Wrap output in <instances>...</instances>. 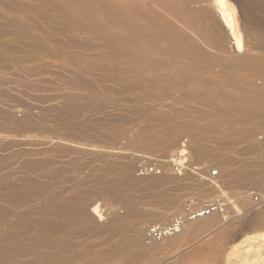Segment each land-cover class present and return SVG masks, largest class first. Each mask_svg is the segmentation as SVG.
<instances>
[{
	"label": "rangeland",
	"instance_id": "374dc122",
	"mask_svg": "<svg viewBox=\"0 0 264 264\" xmlns=\"http://www.w3.org/2000/svg\"><path fill=\"white\" fill-rule=\"evenodd\" d=\"M161 1L165 2L166 0H158V2ZM13 2H15V5ZM35 2L36 0H0V6H2L0 7V38H2L0 39V206L1 208H3L1 213L4 212V209L6 207L7 209H9L7 212L5 211V213H7L6 215L4 213H0V216H2L0 218V264H189L186 262H189L190 260L191 264H203L204 262V264H207L208 261L210 262H208V264H225V262L223 261L225 260V255L228 253V250L232 248V245L239 242L238 239L242 240V237L245 234H243L242 236H238V239H236L237 241L232 240L234 239L233 236L236 235V233L241 234L240 229H248L247 227L249 225L246 222L247 218L253 216L252 211L254 209L261 207V204H255L253 203V201H251L250 192L260 190L264 186V182L244 185L241 184V182L243 181V177L240 176V174L241 172L248 170L247 168H249L250 170H255L256 168L257 170L259 168L258 166L262 165L260 163H264V148H259L261 143H264V134L262 133V131L264 132V130H262L264 129V126L261 127L259 123H254L252 121H242L237 117H234V115H232L231 113V115L229 114V116H225L222 115L220 111H218L223 106V101L220 102V100L218 99L215 101L214 99L216 98L211 97L210 92L215 93V90L219 89V87L216 86L224 85L223 81H220L222 84L215 83V85L214 83L204 85V83L202 82L208 79L210 76L214 75L220 69V65H211L197 72L193 76L194 78L192 80V83L188 85V87H190L194 84L196 85L194 86L196 88H194V90L191 89L193 87H190V91L188 90L189 88L186 89L185 86L177 84V82L175 81V77L172 76V69L168 65L169 60H166L163 67L156 70V74L158 75V83L156 85H151L150 83H140L136 81L135 77H126V79L122 74L125 64H121L119 66L120 63L124 62L123 59L115 60L117 63H119L118 65L115 61L114 63H112L114 58L118 59V57L120 58L122 56H120L121 54L119 55L118 50L115 51L114 49H112L108 38L103 33H100L98 30L85 27L84 25L82 26L78 22H72V24L70 21L63 20L62 17V19L60 17L56 19V16H61L59 12V0H47V2L46 0H38V2ZM229 2L230 5L234 8L233 17L235 18V26L240 33L243 47H245V43H250L252 40L250 34L248 33V26L251 24V21L246 16V13H244L242 7L238 4L239 0H229ZM173 3L175 7L172 9H167L166 13L171 20L177 22L183 30L188 32H192L195 30V26L190 25L185 20L186 14L190 12L194 6L197 5L215 12L213 0H196L192 5H184L183 3L177 1H174ZM2 4L4 5V7ZM8 4H10L11 6H8ZM36 5H39V7ZM15 7L18 8L14 9ZM23 8L26 10H24ZM33 8L35 10L31 11L30 9ZM42 8L45 10H43ZM55 8L57 9L56 12H54ZM35 13L38 15H36ZM39 14L41 15L40 17H38ZM2 15L4 16V19ZM52 15L54 16L52 17ZM14 16L17 18L15 19ZM44 16L50 17V20L55 17L54 20L57 21L56 24L55 21L53 22V19L51 20L53 23H49V19L45 18ZM193 17L196 20L199 19L198 14H195ZM8 20L10 21L8 22ZM255 20L259 21L257 18H255ZM29 22H31V25ZM35 22L38 24V27H40V29L42 28L41 31L38 30L39 28L36 27L37 24ZM11 23L12 26L14 24L13 27L15 28V30L13 29V27H11ZM64 23L66 24V26H70H67L68 28H66V26H64ZM77 24H79L78 26L80 27H78ZM29 25H34L32 27H34L33 29L37 31V34ZM73 25L76 26L74 27ZM15 26L19 27L17 28ZM27 26H29L31 30L28 29ZM58 26L59 30L61 29V31L57 30ZM61 26L62 28H60ZM26 27L27 29H25ZM22 28L24 29V31ZM52 28L53 30L57 28V33L53 31ZM25 30H27L29 34H27L28 36H26L27 32ZM38 31L41 33H39ZM13 32L18 33L14 34ZM20 32L24 34H21L20 36ZM33 32L35 36L38 35L39 37H29L34 36L32 34ZM16 34H18V36ZM92 34L95 35V38ZM96 34H98L99 36H96ZM101 34L106 38L104 36L101 37ZM26 37H29V40H25ZM31 38L35 39L30 40ZM40 38L46 39L44 41L41 39L40 41ZM91 38H94L92 41H94L95 43L89 41L91 40ZM227 38L226 41L228 42ZM14 39L16 40V42ZM48 39L50 42L48 41ZM5 40L9 41L6 42ZM21 40L24 41L21 42ZM25 41L27 43H25ZM29 41L32 43V46ZM42 41L44 45L41 43ZM88 41L89 43H87ZM103 41L106 43H104ZM8 43H11V46H8ZM23 43L30 45L22 47ZM40 43L41 45H39ZM49 44H51V46H48ZM99 44L101 45L99 46ZM12 45L15 46L13 47ZM95 45H98L97 47L100 48L97 49ZM29 46L33 48H29ZM230 46L231 45L229 43L222 51L218 50L214 52L223 55H226L229 52L234 53L233 50L235 49V46L233 45V49ZM50 47H52V51L50 50ZM6 48H8L7 50L9 51L5 53V51H7ZM19 48L21 49L23 54H21ZM15 49L17 51H15ZM29 49H34L36 50V52L34 50L29 52ZM47 50L51 51V54ZM100 50H103L102 54ZM13 51L16 53H14ZM108 51H110L109 54L107 53ZM113 52H116V54ZM31 53H33L34 56ZM112 53L117 57H115V55L113 57ZM241 53L242 50L240 52H236L235 59H238V55ZM7 54H9L8 56L10 57H8ZM89 54H91L92 57L91 55L89 57ZM21 55L23 56V58L21 57ZM257 55L264 54L257 53ZM15 56H17V58L19 56V58L17 59L15 58ZM76 56L78 57L77 59H79L78 62L75 61L77 60L75 59ZM93 56L96 58H93ZM30 57H33L34 59H30ZM10 58H13L14 61L17 60L18 62H13V59ZM20 58H22L23 60ZM102 58L104 59L103 61ZM139 58L140 54L138 53H132L130 56V59L132 61H137ZM8 59L10 60L8 61ZM19 60L21 61L19 62ZM26 61L27 63H25ZM90 61H93V66L91 65L92 63H90ZM104 61H106V63ZM87 62L89 63L87 64ZM94 63H96L95 65H97L98 63H105L106 65L100 64L96 67ZM86 64L89 66L91 65L90 68L95 66L94 68H91L92 72ZM113 64H115L116 66ZM104 65L106 66V68ZM100 66H103L104 68L102 67L103 69H100ZM101 70L102 72L103 70L105 72L102 73L100 72ZM106 71H109L110 74L108 72L106 73ZM94 72H96V76ZM104 73L105 75H102ZM82 77L83 81L87 82L83 83L85 87L87 86V88H83L84 85L82 86ZM91 77H93L92 79L97 78L96 80H94L96 81L95 84H93L94 81L92 79L90 80ZM119 78L121 80H119ZM200 82L202 84H200ZM123 83L126 85H124ZM255 83L260 84V79L256 78ZM113 84H115L119 90ZM123 85L125 86V89L122 87ZM211 85H213V87ZM90 86H97V93L95 97L96 100L94 99L93 103H95L96 106L101 104V106L99 105L100 107H93V100L89 101L87 99L89 98L87 96V89ZM114 87L115 89H117V91L114 89ZM202 87L206 88L205 90L207 94L206 92H204L205 90ZM209 87L211 91L209 90L208 93L207 90L209 89ZM226 87L231 91V87H229L228 85ZM98 88H100V90ZM192 90L194 93L192 92ZM86 91L87 93H85ZM108 91L111 92L110 95ZM100 92H104L105 96H101L104 93L101 94ZM190 92L193 94H191ZM186 93L188 95H186ZM85 94L86 96L84 97V99L87 97L86 99L89 102H86H91V105L84 102V99H81L83 98V96L81 95ZM107 94L110 98L106 96ZM197 94H201L200 97L197 96ZM69 95L73 97V101L68 100ZM77 95H80L81 98L77 97ZM202 95H204V97ZM211 95L213 96V94ZM98 97H100V99ZM102 97H107L106 99L112 101H109L110 103H107L108 100L105 101L104 98L102 101L103 103H98L100 102V100H102ZM77 99L79 101L82 100L79 104L83 105L84 108L80 111L79 109L82 108L80 107L78 109L79 112L77 111L78 113H76V111L71 112L70 109L74 110V108H72L73 106H70L71 104L73 105L74 103L79 102ZM67 103L71 104L68 105ZM105 103L106 105H103ZM85 104L86 106H84ZM95 107L98 109L94 110L96 109ZM132 107H134L135 109ZM143 107L145 108V110ZM136 108L138 112L133 111L136 110ZM65 109H67V112ZM126 110L130 111L131 113L127 112ZM172 111L174 112V114L172 113ZM156 115H158L159 117H156ZM221 115L223 116V119L221 118ZM120 117H123V119H121ZM18 118H21L22 120H19ZM159 118H162V121ZM164 119L168 121L166 122L164 121ZM156 120L158 121L157 124ZM95 122L99 123V125ZM100 125L101 127H99ZM164 128L166 129L164 130ZM171 128L172 130L175 128L174 130L176 131V133L179 132L178 135L174 133L175 131L172 132V135L174 133V135L176 136L175 140H179L178 142H174L176 143V146L173 145L174 147L168 140L169 134L166 133L169 132ZM178 128L179 131L177 132ZM98 130L100 133L98 132ZM123 130L125 131V133ZM93 132L97 133L94 134ZM98 133L100 135H98ZM104 133H106L107 135H105ZM138 133H142L141 135H147L144 136L145 138H142V136H140ZM163 133L166 135H163ZM158 134H160L161 136ZM101 135L107 138H103ZM261 135L262 137H260ZM110 136L114 137L111 138ZM137 136L139 137V139ZM162 136L168 139L166 140ZM128 137H131V140H129V142H127ZM96 138H99V141L97 143H102H99V145H97V143H95V140H97ZM132 138H135V141L136 139H138L139 142H132V145H130V141H134ZM147 138H150L152 141ZM105 139L111 140L112 143H110L109 141L105 142L107 141ZM113 141H115V144L113 143ZM127 143H129L130 148H126L129 147ZM169 143L171 144L169 145L170 148L167 145ZM124 144L126 145V147L124 146ZM113 145H116L117 148H113ZM90 146L91 148H89ZM96 146L98 147L96 148ZM102 147L105 151L108 149L110 150L106 152L111 153L115 151L114 153H118V155H115L114 157L111 156L113 155V153H106L107 157H105L104 150H100ZM63 148L66 149L64 150ZM67 148L68 150H70L68 151ZM75 148L77 149V151L80 150L79 148H83L84 150L82 149L80 152H76ZM182 148L185 149V152L181 154L180 152H178V150ZM118 149L122 150V152ZM89 150L91 151L89 152ZM93 150L95 151V153L92 152ZM133 151H135V154H133ZM119 152L121 154L125 152L126 153L125 155L123 154V156ZM132 154L136 156H134L135 159ZM119 155L120 158L118 157ZM121 156L125 159H121ZM85 158L89 160H86ZM127 158L129 159V161ZM91 159L92 161H95V159L97 160L95 162L93 161L94 164H92ZM32 161L35 166H33ZM104 161L105 163H110L104 164ZM119 161L123 162L120 163ZM130 161L132 164L130 163ZM133 161L137 165V167L136 165L135 167L133 166L135 169L132 168V165L134 164ZM178 161L180 163H178ZM89 162H91V164ZM120 164H122V167H120ZM129 164H131L130 167ZM178 164H180V166ZM247 165L251 166L247 167ZM36 166L37 168H35ZM99 166H102V168H100ZM110 166L113 167L111 168ZM104 168L106 171L104 170ZM129 170H132L133 172L135 170L137 171H135L136 173H133ZM29 171H31V174ZM65 171H67V173ZM103 171H105L107 175ZM215 171L218 173L213 174ZM127 173H131L132 175L130 174V177H134L135 180L132 177V179L128 178ZM225 173L227 174V176H224ZM54 175H56V177H53ZM62 175L63 177L64 175H66V177L68 176L69 178H63ZM114 175L117 176L114 177ZM135 175L138 177H136ZM146 175L147 177L150 176L147 180H145ZM162 175L164 178L161 177ZM26 176H28V178ZM124 176H127V179L131 184L126 180V177ZM140 176L144 181H141V179L138 180ZM153 176H156L158 179L156 177L153 178ZM228 176L229 178H225ZM25 177L27 179H29V177L33 179L35 178L36 180L38 178L41 183L43 182L45 184V186L42 184L43 190L40 189V191L38 190L39 192L37 190L36 192L35 190L30 191L32 192L30 194L28 191V193L23 192L21 193V195L16 197V199L18 198V200H16L15 198V200L10 199L9 197L12 193L11 191L21 192L20 190L26 189L25 185L27 184V179ZM186 177L189 180L191 179L190 182L186 180ZM24 178L26 179V182H24ZM173 178L176 179L173 180ZM197 178L201 179L202 183L203 179H206V182L209 179L213 180L212 182H209L210 184L207 182V185H201V187L204 188L202 191L203 193H205L204 195H201L203 194L201 192V187V189L199 190V183L201 182H198L199 180ZM63 179H65V181ZM110 179H112V181ZM62 180L64 183L62 182ZM196 180L197 182H195ZM103 181H106V183ZM118 181L120 182L118 183ZM158 181H161V183H158ZM176 181L180 186L177 185ZM214 181L215 184L220 185V188L215 189L213 192H211L212 189L210 191V185ZM147 182L151 183L148 184ZM184 182L186 185L184 184ZM104 183L107 185H103ZM108 183H116L117 186L115 188L112 184L110 186ZM188 185H190L191 187ZM106 189L110 190L106 191ZM181 189L183 191H181ZM195 189L198 190L195 191ZM205 189L209 190H206V192H204ZM117 190L121 193H119ZM192 190L195 192H193ZM198 191L200 192L198 193ZM23 194L25 195V197H23ZM246 194L249 196L248 199L244 201L243 198L246 197ZM170 195L175 197L171 199ZM195 198L199 200V204L196 206L192 204ZM171 202H173L174 204L170 205ZM61 204H63L65 207ZM83 204H85L86 207ZM90 204L96 206L97 211L95 213H92L94 217L87 214L86 217L89 218V220H87V218H83L82 216H80V212H82L83 209L88 211V208H90ZM212 205H215L216 208L210 210L208 214H204L192 219L187 218L186 220H184L183 226L187 223H190V225L195 227V232L193 233L192 237L189 236L188 238H186L188 240L186 244V240H183L184 242H181L180 245L183 244L182 246H172L171 242L174 239L173 237V239H159L156 240V242L153 241L152 244L148 245V241L150 239L148 238L146 233L149 229V225L147 224L144 227L145 229L143 228L140 230H136L135 227L138 216L142 217V219L144 217L143 220L145 221V223L154 222L156 220V216L158 214H162L169 206H175V208L170 210L163 220H156L154 224L165 225L170 222L175 216L182 215L184 213V209L188 207H190V210L195 211L198 207H205L206 209L207 207H210ZM79 206L82 209H80ZM51 209L53 211L56 210L57 212L54 211L55 213H49L53 212L51 211ZM77 209H79V215L76 214V211L78 213ZM258 209H264V207ZM153 214L156 216L154 217ZM145 217L147 219H145ZM207 217H212L217 220V225H215V227L212 226L209 227V229H205L208 227H203V222ZM239 218H242L244 220ZM47 219L56 221L57 227L54 229L53 227L44 225L43 221ZM113 219H115V225L112 222ZM111 222L113 225L109 224ZM60 223L62 224V226H60ZM97 225L101 230H99L97 227V232H95ZM103 225L104 227H102ZM108 226L111 228H109ZM91 227L95 228L94 233ZM238 227H240V229ZM234 228L236 229L234 230ZM261 229L264 232V224L262 225ZM224 231L227 234L229 233V231H231V234L229 233L228 237L226 236V234L221 235L222 239H225L227 242H223L219 237V234L224 233ZM245 231H247L245 233H248L249 230ZM255 232V230L252 231V233ZM182 233L183 230L179 232V235ZM136 234L138 236H136ZM230 235H233L232 238H230ZM190 237L192 239H190ZM136 239H141L139 241L141 243V246L139 248L135 247L134 245L132 246L133 241ZM213 239L215 240V242L213 241ZM218 239H220L221 241ZM218 241L221 242V245ZM63 243L66 244L65 247L63 246L65 245ZM68 243L71 244L69 245ZM214 244L216 246H214ZM3 245L5 248H3ZM228 245L230 246V248ZM69 246H72V251L71 249H69L70 251L68 250V248H70ZM217 246H219L220 248ZM224 246L226 247V249H229L226 250ZM213 247H215L216 249H214ZM221 247L224 248V252H222L223 250H220L222 249ZM207 248L209 250L212 248V253H209L207 255L206 252L208 253L209 251ZM146 249L150 252L148 253ZM199 250L201 252L203 251L204 253H200ZM214 250L215 252H213ZM141 251L143 252V254ZM193 251L194 253H200V255L196 254V256L195 254H192ZM229 251H231V249ZM60 252L65 254H61ZM216 252H221V254L224 253L223 255H220L224 256L223 258H219L220 262L218 261L219 254H216V256L218 257L215 256ZM53 253H56L57 255ZM59 253L63 255V257H61ZM73 253H76V255L73 256ZM140 253L142 255H140ZM191 254L192 256H194H190ZM201 255L204 256L202 257ZM262 255L263 256L260 257H264V253ZM206 256L207 259L205 260L207 261H203ZM47 257L48 259H46ZM60 257L63 259H61ZM210 257H212L211 261ZM200 258L203 259L201 260ZM230 259L232 260L233 258L230 257ZM45 260H47V263Z\"/></svg>",
	"mask_w": 264,
	"mask_h": 264
},
{
	"label": "bare ground",
	"instance_id": "6f19581e",
	"mask_svg": "<svg viewBox=\"0 0 264 264\" xmlns=\"http://www.w3.org/2000/svg\"><path fill=\"white\" fill-rule=\"evenodd\" d=\"M30 1V0H29ZM49 1H51V0H49ZM58 1V0H57ZM174 1H177V2H181V3H183L184 5H192L196 0H171V1H168V0H166L165 2H158V0H59V12H60V14H61V16H56L57 18L56 19H58L59 17L61 18H63V20H65V21H70L71 23L72 22H75V23H79L80 25H84L85 27H88V28H90V29H95V30H98L100 33H103L107 38H108V40H109V43H110V45H111V47H112V49H114L115 51H119V55L120 56H122V57H118V59H115L114 58V60L113 59H111V60H113V62L112 63H114V61L115 60H119V59H123V61L125 62H122V63H117L116 61V64L118 65L119 64V66L121 65V64H125V67H124V69H123V72H122V74H123V76H125L124 78H133V77H135V79H136V81H138V82H140V83H150L151 85H156L157 83H158V75L156 74V70H158L159 68H161V67H163L164 65H165V62H166V60H169V62H168V65L171 67V69H172V76H174L175 77V81L177 82V84H180V85H183V86H185L186 87V89L187 88H189L188 90L190 91V87H193V88H191V89H194V88H196V87H194V86H196V85H194L193 84V86H190V87H188V85H190L191 83H192V80H193V76L197 73V72H199L200 70H202V69H204V68H207V67H209V66H211V65H220V69L214 74V75H212V76H210L208 79H206L205 81H203L202 83H204V85L205 84H209V83H214V85H215V83H220V84H222L220 81H223V84L224 85H222V86H218L217 84V86L216 87H219V89H216L215 90V93L213 92V93H211L210 92V96L211 97H214V98H216V99H214L215 101L218 99V100H220V102H222L223 101V106L221 107V106H218V107H221V109L220 110H218V111H220V113L222 114V115H227V116H229V114L231 113L232 115H234V117H237L238 119H240V120H242V121H252V122H254V123H259L260 125H261V127L262 126H264V55H257V53H261V54H264V0H239V2H238V4L242 7V9H243V11H244V13H246V16L250 19V21H251V24L248 26V33L250 34V37H251V42L250 43H245V47H243V43H242V39H241V36H240V33H239V31L236 29V26H235V18L233 17V12H234V8H233V6H231L230 5V2H229V0H213V2H214V10H215V12H216V14H215V12H213V11H211L210 9H207V8H203V7H200V6H194L193 8H192V10L190 11V12H188L187 14H186V18H185V20H186V22L187 23H189L190 25H194L195 26V30L194 31H192V32H188V31H185V30H183L182 28H181V26L177 23V22H175V21H173V20H171L170 18H169V16H168V14L166 13L167 11V9H172V8H174L175 7V5H174ZM24 2V1H23ZM27 2V1H26ZM36 2H38V0H36ZM35 2V3H36ZM43 2V1H42ZM46 2H47V0H46ZM45 2V3H46ZM8 3V2H7ZM11 3V2H10ZM14 3V5H15V2H13ZM25 3V2H24ZM34 3V2H33ZM32 3V4H33ZM41 3V2H40ZM45 3H44V6H45ZM52 3V2H51ZM18 4H19V2H18ZM17 4V5H18ZM25 4H27V3H25ZM39 4V3H38ZM50 4V3H49ZM3 5V4H2ZM7 5V4H6ZM10 4H8V6H9ZM21 5V4H20ZM23 5V4H22ZM28 5V4H27ZM34 5V4H33ZM11 6V5H10ZM36 6H38L39 7V5H36ZM52 6V5H51ZM56 6V5H55ZM0 7H2V6H0ZM3 7H4V5H3ZM21 7V6H20ZM35 7V6H34ZM42 7V6H41ZM54 7V6H53ZM53 7H51V8H53ZM9 8V7H8ZM16 8H18V7H15L14 9H16ZM22 8V7H21ZM30 8V7H29ZM29 8H28V11H29ZM37 8V7H36ZM57 8V7H56ZM55 8V10L54 9H52V10H54V12H56L57 11V9ZM2 9V8H1ZM4 9V8H3ZM13 9V8H12ZM24 9V8H23ZM43 9V8H42ZM10 10V9H9ZM24 10H26V9H24ZM31 11H33V10H35L34 8L33 9H30ZM43 10H45V9H43ZM46 10H47V8H46ZM4 11V10H3ZM12 11H15V10H12ZM49 11H50V9H49ZM22 13H23V11H22ZM50 13V12H49ZM15 14V13H14ZM26 14V13H25ZM36 14V13H35ZM46 14V13H45ZM195 14H198L199 15V19H194V15ZM3 15H4V12H3ZM2 15V16H3ZM29 15V14H28ZM36 15H38V14H36ZM43 15V14H42ZM49 15V14H48ZM51 15V14H50ZM216 15V16H215ZM8 16V15H7ZM16 16V15H15ZM14 16V18L16 19L17 17H15ZM27 16V15H26ZM41 15L39 14V16L38 17H40ZM46 16V15H45ZM44 16V17H45ZM54 15H52V17H53ZM6 17V16H5ZM13 18V19H14ZM42 18V17H41ZM45 18H50V17H45ZM55 18V17H54ZM54 18H52L53 19V22L55 21L54 20ZM61 18V19H62ZM255 18H257L259 21H257V20H255ZM3 19H4V16H3ZM6 19V18H5ZM8 19V18H7ZM27 19H29V18H27ZM43 19V18H42ZM41 19V20H42ZM51 19V20H52ZM18 20V19H17ZM50 19H49V23H51L52 21H51ZM60 20V19H59ZM63 20H61V21H63ZM10 20H8V22H9ZM20 21V20H19ZM28 21V20H27ZM262 23H261V22ZM14 22H15V20H14ZM52 22V23H53ZM56 22L57 21H55V24H56ZM1 23H2V21H1ZM6 23H7V21H6ZM20 23H22V22H20ZM30 23V25H31V22H29ZM36 23V22H35ZM46 23V22H45ZM48 23V22H47ZM70 23V24H71ZM5 24V23H4ZM3 24V25H4ZM28 24V23H27ZM34 24V23H33ZM37 24V23H36ZM61 24H63V23H61ZM65 24V23H64ZM73 24V23H72ZM79 24H77V26L79 25ZM10 25V24H9ZM29 25V26H30ZM46 25V24H45ZM59 25V24H58ZM1 26H2V24H1ZM13 26H14V24H13ZM12 26V23H11V27H13ZM24 26H26V25H24ZM23 26V27H24ZM29 26H27L28 27V29H30L29 28ZM32 26H34V25H32ZM32 26H30V27H32ZM64 26H66V24L64 25ZM68 27L70 26V25H67ZM66 26V28H68ZM74 27L76 26V25H73ZM7 27H8V24H7ZM15 27H17V26H15ZM19 27V26H18ZM17 27V28H18ZM21 27H22V24H21ZM27 27L25 28V29H27ZM37 28H39L38 30L39 31H41V29H40V27H38V24H37V26H36ZM42 27H44V26H42ZM78 27H80V26H78ZM5 28V27H4ZM3 28V29H4ZM34 27H32V30H34L33 29ZM55 28V27H54ZM60 28H62V26L60 27ZM71 28H73V27H71ZM70 28V29H71ZM11 29V28H10ZM13 29L15 30V28L13 27ZM23 29V28H22ZM57 29V28H56ZM56 29L55 30H53V28H52V30L53 31H55L56 33H57V31H56ZM65 29V28H64ZM80 29V28H79ZM84 29V28H83ZM6 30V29H5ZM31 30V29H30ZM29 30V31H30ZM57 30H59V26H58V29ZM67 30V29H66ZM69 30V29H68ZM86 30H89V29H86ZM23 31H24V29H23ZM26 32H27V30H25ZM38 31V32H39ZM59 31H61V29L59 30ZM34 32H36V34H37V31H35L34 30ZM34 32L32 33L33 35H34ZM93 32H94V30H93ZM14 34L15 33H18V32H13ZM31 33V32H30ZM39 33H41V32H39ZM59 33V32H58ZM96 33V32H95ZM5 34V33H4ZM3 34V35H4ZM21 34L23 35L24 33H21L20 32V36H21ZM28 34V32L26 33V36H28L27 35ZM43 34V33H42ZM94 34V33H93ZM92 34V35H93ZM1 35V34H0ZM17 36H18V34H16ZM16 35H14V36H16ZM41 35V34H40ZM98 34H96V36H97ZM103 35V36H104ZM5 36H8V35H5ZM4 36V37H5ZM37 37H39L38 35H36ZM35 35L34 36H29V37H36ZM45 36V35H44ZM94 36V38H95V35H93ZM99 36V35H98ZM102 36V34H101V37H103ZM104 36V37H105ZM2 37V36H1ZM29 37H26V39L25 40H27ZM43 37V36H42ZM91 37V36H90ZM105 37V38H106ZM228 37V38H227ZM13 38V37H12ZM20 38V37H19ZM22 38V37H21ZM93 38V39H94ZM98 38V37H97ZM226 38L228 39V42L226 41ZM0 39H2V38H0ZM9 39V38H8ZM16 39V38H15ZM14 39V40H15ZM23 39V38H22ZM35 38H31L30 40H34ZM37 39H39V38H37ZM41 39L42 38H40V41H41ZM46 38H44V39H42L43 41L45 40ZM92 38H91V40H89L90 42L93 40ZM12 40V39H11ZM20 40V39H19ZM29 40V39H28ZM106 40V39H105ZM104 40V41H105ZM230 40V41H229ZM6 41V40H5ZM7 41H9V40H7ZM6 41V42H7ZM13 41V40H12ZM22 41H24V40H21V42ZM43 41L41 42L42 44H43ZM48 41H49V39H48ZM48 41H46V42H48ZM89 41L87 42V43H89ZM101 41V40H100ZM103 41V42H104ZM107 41V40H106ZM15 42H16V40H15ZM20 42V43H21ZM30 42V41H29ZM39 42V41H38ZM50 42V41H49ZM92 42H94V41H92ZM102 42V41H101ZM232 42V43H231ZM19 43V42H18ZM25 43H27L26 41H25ZM25 43H23V46L22 47H26L27 45H30V44H25ZM31 43V42H30ZM41 43L39 44V45H41ZM95 43V42H94ZM97 43V42H96ZM100 43V42H99ZM104 43H106V42H104ZM230 43V47H232V49H233V45L235 46L234 48L236 49V51H235V49L233 50L234 51V53H227L226 55H223V54H217L216 52H214V51H218V50H223L225 47H226V45L227 44H229ZM11 44V43H10ZM9 43H8V46L10 45ZM16 44V43H15ZM25 44V45H24ZM46 44H48V43H46ZM93 44V43H92ZM98 44V43H97ZM44 45V44H43ZM43 45H42V50H43ZM101 44H99V46H100ZM4 46H5V44H4ZM11 46V45H10ZM13 46V45H12ZM15 46V45H14ZM13 46V47H14ZM20 46V45H19ZM31 46H32V43H31ZM31 46H29V48L31 47ZM47 46V45H46ZM48 46H51V44H49ZM47 46V47H48ZM88 46V45H87ZM94 46V45H93ZM96 47L98 46V45H95ZM106 46V45H105ZM104 46V47H105ZM7 47V46H6ZM95 47V48H96ZM102 47V46H101ZM107 47V46H106ZM3 48V47H2ZM10 48V47H9ZM31 48H33V47H31ZM51 48V49H50ZM49 49L52 51L53 49H52V47H50ZM98 48H100V47H97V49ZM8 48H6V50H7ZM12 49V48H11ZM10 49V50H11ZM20 49V48H19ZM19 49H18V51H19ZM44 49H47V48H44ZM106 49V48H105ZM2 50H4V49H2ZM13 50V49H12ZM11 50V51H12ZM25 50H27V49H25ZM34 50V49H33ZM33 50H31V49H29V52L30 51H33ZM108 50H109V47H108ZM113 50V51H114ZM242 50V53L241 54H239L238 55V59H235V57H236V52H240ZM9 50H7V51H5V53L6 52H8ZM15 51H17L16 49H15ZM35 52H36V50H34ZM49 53L51 52V51H49V50H47ZM46 51V52H47ZM96 51H98V50H96ZM101 51V50H100ZM103 51V50H102ZM102 51H101V54H102ZM14 52V51H13ZM20 52H21V54H23L22 53V51H21V49H20ZM28 52V53H29ZM95 52V51H94ZM232 52V51H231ZM14 53H16V52H14ZM19 53V52H18ZM17 53V54H18ZM34 53V52H33ZM33 53H31V54H33ZM39 53V52H38ZM41 53V52H40ZM48 53V54H49ZM97 53H100V52H97ZM108 54L110 53V51H108L107 52ZM113 53H115L116 54V52H113ZM113 53H112V55H113ZM132 53H138V54H140V58L137 60V61H132L131 59H130V56H131V54ZM9 54H11V53H9ZM9 54H7V56L9 55ZM37 54V53H36ZM35 54V55H36ZM51 54V53H50ZM114 54V55H115ZM118 54V53H117ZM14 55H16V54H14ZM29 55V54H28ZM90 55L91 54H89V57H90ZM92 55H93V53H92ZM92 55H91V57H92ZM104 55V54H103ZM102 55V56H103ZM112 55H110V56H112ZM114 55H113V57H114ZM2 56H5V55H2ZM6 56V57H7ZM20 56V55H19ZM19 56H18V58H19ZM31 56V55H30ZM33 56H34V54H33ZM37 56V55H36ZM41 56V55H40ZM45 56H47V55H45ZM78 56V55H77ZM76 56V58L75 59H77L78 57ZM94 56H95V53H94ZM93 56V58H96V57H94ZM100 56V55H99ZM106 56V55H105ZM109 56V55H108ZM8 57H10V56H8ZM12 57V56H11ZM21 57L23 58V56L21 55ZM43 57H44V55H43ZM113 57H111V58H113ZM115 57H117L116 55H115ZM15 58H17V56H15ZM17 58V59H18ZM22 58H20V59H22ZM26 58H27V56H26ZM29 58V57H28ZM41 58V57H40ZM88 58V57H87ZM101 58V57H100ZM104 58V57H103ZM102 58V61L104 60ZM5 59H7V58H5ZM4 59V60H5ZM10 59H13V58H10ZM10 59H8V61L10 60ZM30 59H34L33 57H30ZM4 60H3V62H4ZM23 60V59H22ZM26 60V59H25ZM78 60L79 59H77V60H75V61H77L78 62ZM7 61V60H6ZM17 61V60H16ZM16 61H14V59H13V62H16ZM21 60H19V62H20ZM110 61V60H109ZM2 62V61H1ZM2 62V63H3ZM18 62V61H17ZM23 62V61H22ZM93 62V61H92ZM91 61H90V63H92ZM95 62V61H94ZM97 62V61H96ZM100 62H101V60H100ZM105 63H106V61H104ZM121 62V61H120ZM25 63H27V61L25 62ZM89 62H87V64H88ZM105 63H100V64H105ZM107 63H108V59H107ZM18 64H21V63H18ZM23 64V63H22ZM86 64V65H87ZM96 63H94V65H95ZM99 63L97 64V65H100ZM109 64H110V62H109ZM108 64V65H109ZM92 66H93V63L91 64ZM90 65V66H91ZM97 65H95L96 67H97ZM106 65V64H105ZM104 65V66H105ZM107 65V66H108ZM113 65H115V64H113ZM90 66L89 65H87V67H89L90 68ZM94 66V67H95ZM112 66V65H111ZM116 66V65H115ZM94 67H91V68H94ZM103 67V66H102ZM101 66H100V69L102 68ZM118 67V66H117ZM122 67V66H121ZM91 68H90V70H91ZM104 68V67H103ZM102 68V69H103ZM105 68H106V66H105ZM119 69V68H118ZM87 70H88V68H87ZM83 71H84V69H83ZM97 71V70H96ZM88 72V71H87ZM91 72H92V70H91ZM100 72H102V70L100 71ZM103 72H105L104 70H103ZM102 72V73H103ZM109 73V71H106V73ZM119 72V71H118ZM82 73V72H81ZM121 73V72H120ZM119 73V74H120ZM94 74H95V76L97 75L96 74V72H94ZM110 74V73H109ZM111 74H112V72H111ZM82 75H83V73H82ZM87 75H88V73H87ZM93 75V74H92ZM102 75H105V73L104 74H102ZM118 75V74H117ZM84 76V75H83ZM106 76H108V75H106ZM111 76V75H110ZM88 77V76H87ZM105 77V76H104ZM119 77H120V75H119ZM93 77H91L90 78V80L92 79ZM126 78V79H127ZM256 78H259L260 79V84H256L255 83V79ZM86 79V78H85ZM97 79V78H96ZM96 79H92L93 81L94 80H96ZM109 80V79H108ZM113 80V79H112ZM112 80H110V81H112ZM119 80H121L120 78H119ZM78 81V80H77ZM82 81H83V77H82ZM89 81V80H88ZM92 81V82H93ZM95 82L96 81H94V83L93 84H95ZM116 82V81H115ZM123 82V81H122ZM125 82V81H124ZM127 82V81H126ZM82 83V86L84 85L83 83H87V82H85V81H83V82H81ZM98 83V82H97ZM201 82H200V84H202ZM92 84V85H93ZM124 84V83H123ZM87 85H89V84H87ZM90 85H91V83H90ZM97 85V84H96ZM113 85H115V84H113ZM119 85V84H118ZM121 85H122V83H121ZM124 85H126V84H124ZM122 86L124 89H125V86ZM229 86V87H231V91L229 90V88L227 89V87L226 86ZM209 86V85H208ZM212 87H213V85H211ZM100 87V86H99ZM115 87L117 88V86L115 85ZM115 87H114V89H115ZM119 87V86H118ZM83 88H87V86L85 87V85H84V87ZM97 86L95 87V86H90L87 90H88V94H87V96L89 97V98H87L89 101H91V100H93L92 101V104H93V107L94 106H96V104L95 103H93L94 102V99L96 100V93H97ZM102 88V87H101ZM113 88V87H112ZM120 88V87H119ZM198 88H199V86H198ZM201 88V87H200ZM203 88V87H202ZM99 90H100V88H98ZM109 89H110V87H109ZM118 89V88H117ZM117 89H115L116 91H117ZM204 90L206 89V88H203ZM208 89V88H207ZM214 89V88H213ZM114 90V91H115ZM119 90V89H118ZM195 90V89H194ZM199 90V89H198ZM209 90H210V87H209V89L207 90L208 91V93H209ZM229 90V91H228ZM113 91V92H114ZM115 91V92H116ZM211 91V90H210ZM212 91H214V90H212ZM112 92V93H113ZM114 92V93H115ZM192 92H193V90H192ZM204 92H206V90L204 91ZM85 93H87V91L85 92ZM99 93V92H98ZM101 93V92H100ZM104 92H102L101 94H103ZM108 93H109V95H110V93L111 92H109L108 91ZM113 93V94H114ZM191 93V92H190ZM194 93V92H193ZM193 93H191V94H193ZM206 94H207V92H206ZM211 94H213V96L211 95ZM73 95V94H72ZM186 95H188L187 93H186ZM190 95V94H189ZM201 95V94H200ZM200 95L199 94H197V96H199L200 97ZM205 95V94H204ZM204 95H202L203 97H204ZM209 95V94H208ZM71 95H69V99L68 100H72V96L70 97ZM81 96H83V98H81L80 97V95H77V97H80L81 99H84V97L86 96V94L85 95H81ZM99 96V95H98ZM101 96H105V93L103 94V95H101ZM108 98H110L109 96H108V94L106 95ZM191 96V95H190ZM106 97V98H107ZM113 97V96H112ZM211 97H209V98H211ZM68 98V97H67ZM71 98V99H70ZM75 98H76V95H75ZM85 98V99H86ZM99 99H100V97H98ZM105 98V97H104ZM103 97H102V100H100V102H98V103H103L102 101H103V99H104ZM105 98V101L106 100H108V99H106ZM207 98V97H206ZM208 98V99H209ZM84 99V102H89L87 99L85 100ZM211 99H213V98H211ZM67 100V101H68ZM78 100V99H77ZM65 101V100H64ZM73 101V100H72ZM71 101V102H72ZM76 101V100H75ZM74 101V102H75ZM79 101V100H78ZM82 101V100H81ZM81 101H79V102H77V103H74L73 105L71 104V103H67L68 105H70L71 104V106L70 107H72V108H74V110H72V109H70L71 110V112H73V111H76V113H78L79 111H78V109L80 108V107H82V108H80L79 110L81 111L84 107H83V105H81V104H79ZM97 101H99V100H97ZM104 101V102H105ZM110 100H108V102L107 103H110L109 102ZM209 101H212V100H209ZM70 102V101H69ZM83 102V103H84ZM86 102V103H87ZM214 102V101H213ZM212 102V103H213ZM65 103V102H64ZM63 103V104H64ZM73 103V102H72ZM82 103V104H83ZM91 103V102H90ZM90 103H87V104H90ZM97 103V104H98ZM95 104V105H94ZM91 105V104H90ZM100 106H101V104H99ZM99 105H97L98 107H100ZM103 105H106V103L105 104H103ZM132 105V104H131ZM214 105V104H213ZM216 105H219V104H216ZM64 106V105H63ZM84 106H86V104L84 105ZM96 106V107H97ZM92 107V106H91ZM95 107V108H96ZM217 107V108H218ZM132 108H134V107H132ZM139 108V107H138ZM144 108V107H143ZM93 109V108H92ZM98 108H96V109H94V110H97ZM101 109V108H100ZM99 109V110H100ZM125 109V108H124ZM130 109V108H129ZM135 109V108H134ZM140 109V108H139ZM66 110V112H67V109H65ZM144 110H145V108H144ZM78 111V112H77ZM127 111V110H126ZM133 111H136V112H138V110H137V108H136V110H133ZM132 111V112H133ZM217 111V112H218ZM127 112H130V111H127ZM75 113V114H76ZM131 113V112H130ZM169 113V112H168ZM167 113V114H168ZM172 113L174 114V112L172 111ZM120 114H122V113H120ZM128 114V113H127ZM230 114V115H231ZM132 115V114H131ZM140 115V114H139ZM162 115V114H161ZM220 115V114H219ZM221 115V118L223 119V116ZM158 115H156V117H157ZM159 116H160V114H159ZM158 116V117H159ZM165 116V115H164ZM169 116H171V115H169ZM130 117V116H129ZM143 117V116H142ZM153 117V116H152ZM163 117V116H162ZM220 117V116H219ZM121 118V117H120ZM138 118V117H137ZM141 118V117H140ZM19 120H22L21 118H18ZM121 119H123V117L121 118ZM152 119V118H151ZM158 119V118H157ZM160 119V118H159ZM165 119H166V117H165ZM164 119V121H166ZM150 120V119H149ZM161 121H162V118L160 119ZM159 120V121H160ZM157 121V120H156ZM163 121V122H164ZM168 121V120H167ZM166 121V122H167ZM227 121V120H226ZM165 122V123H166ZM95 123H97V122H95ZM94 123V124H95ZM153 123H155V122H153ZM158 123V121L156 122V124ZM160 123V122H159ZM98 125H99V123H97ZM148 124V123H147ZM96 125V124H95ZM146 125V124H145ZM148 126V125H147ZM99 127H101V125L99 126ZM95 128V127H94ZM94 128H92V129H94ZM146 128H148V127H146ZM96 129V128H95ZM166 128H164V130H165ZM175 129V128H174ZM172 130V128L170 129V131L169 132H166V133H168L169 134V141H170V143L172 144V146L173 145H175L176 143H174L176 140H175V135H174V133H176V131L175 130ZM127 130V129H126ZM130 130V129H129ZM146 130V129H145ZM160 130V129H159ZM177 130V129H176ZM262 130H264V129H262ZM261 130V131H262ZM102 131V130H101ZM124 131V130H123ZM161 131V130H160ZM175 131V132H174ZM179 131V128H178V130H177V132ZM242 131V130H241ZM98 132H99V130H98ZM129 132V131H128ZM128 132H126V133H128ZM148 132V131H147ZM146 132V133H147ZM162 132V131H161ZM164 132V131H163ZM172 132H174L173 133V135H172ZM181 132V131H180ZM94 134L95 133H97V132H93ZM100 133V132H99ZM98 133V135H100ZM124 133H125V131H124ZM149 133H150V131H149ZM148 133V134H149ZM158 133H160V132H158ZM165 133V132H164ZM163 133V135H166V134H164ZM179 133V132H178ZM178 133H176V135H178ZM262 133L264 134V132L262 131ZM102 134V133H101ZM105 135H107L106 133H104ZM121 134H122V132H121ZM140 136H142V138H145L144 136L145 135H147V134H143V135H141L142 133H138ZM152 134V133H151ZM153 134H154V132H153ZM162 134V133H161ZM181 134V133H180ZM259 134H261V133H259ZM97 135V134H96ZM95 135V136H96ZM158 135H160V134H158ZM170 135H172V136H170ZM102 137H103V135H101ZM100 136V137H101ZM124 136V135H123ZM122 136V137H123ZM161 136V135H160ZM98 137V136H97ZM99 137V138H100ZM111 137V136H110ZM114 136H112L111 138H113ZM138 137V136H137ZM148 137V136H147ZM154 137V136H153ZM152 137V138H153ZM163 137V136H162ZM178 137V136H177ZM260 137H262V135L260 136ZM99 138H96L97 140H95L94 142L95 143H97L99 140ZM103 138H107V137H103ZM141 138V139H142ZM164 139H166L165 137H163ZM95 139V138H94ZM110 139V138H109ZM118 139V138H117ZM128 139V141L127 142H129V140H131V137H128L127 138ZM126 139V140H127ZM133 139V138H132ZM135 139V138H134ZM133 139V140H134ZM138 139H139V137H138ZM138 139H136V141L134 140V141H130L131 142V144L130 145H132V142H139L138 141ZM147 139H150V138H147ZM156 139V138H155ZM154 139V140H155ZM166 139V140H167ZM103 140V139H102ZM105 140H107V139H105ZM151 140V139H150ZM162 140V139H161ZM165 140V141H166ZM93 141V140H92ZM104 141V140H103ZM110 142V143H112L111 142V140H107V141H105V142ZM140 141H142V140H140ZM152 141V140H151ZM163 141V140H162ZM168 141V142H169ZM179 141V140H178ZM178 141H176V142H178ZM262 141V140H261ZM93 142V143H94ZM167 142V143H168ZM100 143V142H99ZM99 143H97V145H99ZM102 143V142H101ZM100 143V144H101ZM113 143L115 144V141H113ZM116 143H118V142H116ZM125 143V142H124ZM167 144L168 146L169 145H171V144ZM128 144V146H129V143H127ZM139 144V143H138ZM161 144V143H160ZM91 145V144H90ZM116 145H118V144H116ZM116 145L113 147V148H115L116 147ZM136 145V144H135ZM112 146V145H111ZM110 146V147H111ZM123 146V145H122ZM124 146L126 147V145L124 144ZM171 146V147H172ZM176 146V145H175ZM183 146V145H182ZM88 147V146H87ZM93 147V146H92ZM98 146H96V148H97ZM107 147V146H106ZM133 147V146H132ZM164 147V146H163ZM174 147V146H173ZM89 148H91V146L89 147ZM105 148V147H104ZM117 148V147H116ZM126 148H130V146L129 147H126ZM125 148V149H126ZM134 148H136V147H134ZM166 148V147H165ZM164 148V149H165ZM169 148H170V146H169ZM260 149H262V148H264V143L262 144L261 143V145H260V147H259ZM64 149V148H63ZM66 149V148H65ZM64 149V150H65ZM72 149V148H71ZM74 149V148H73ZM76 149V148H75ZM80 150H78L79 152L83 149V148H79ZM93 149V148H92ZM100 149V148H99ZM99 149H98V151H99ZM102 149H103V147L100 149L101 151H102ZM111 149V148H110ZM124 149V148H123ZM167 149V148H166ZM67 150H68V148H67ZM70 150V149H69ZM68 150V151H69ZM84 150V149H83ZM104 150V149H103ZM114 150V149H113ZM118 150H120V149H118ZM117 150V151H118ZM129 150V149H128ZM135 150V149H134ZM77 151V149H76V152H78ZM91 150H89V152H90ZM106 151H110L109 149L108 150H106ZM105 150H104V152H105V157H107L106 155V153H109V154H111V153H113V155H111V156H114L115 157V155L117 156L118 155V153L117 154H115L114 152L115 151H113V152H106ZM121 152H122V150H120ZM93 153H95V151L93 150L92 151ZM124 152V151H123ZM128 152H131V151H128ZM127 152V153H128ZM135 151H133V154H135L134 153ZM178 152H180L181 154L183 153V152H185V149L184 148H182V149H180V150H178ZM92 153V154H93ZM100 153H102V152H100ZM120 153V152H119ZM126 153V152H125ZM125 153H123L124 155H125ZM75 154V153H74ZM78 154V153H77ZM81 154V153H80ZM79 154V155H80ZM91 154V155H92ZM121 154V153H120ZM123 154H121V155H123ZM131 154V153H130ZM132 154V155H133ZM97 155H99V154H97ZM102 155V154H101ZM123 155V156H124ZM127 155V154H126ZM198 155V154H197ZM94 156V155H93ZM92 156V157H93ZM135 155H133V157H134ZM77 157V156H76ZM80 157V156H79ZM81 157H82V155H81ZM86 157V156H85ZM98 157V156H97ZM104 157V156H103ZM119 158H120V155L118 156ZM125 157H127V156H125ZM136 157V156H135ZM135 157H134V159H135ZM138 157V156H137ZM75 158V157H74ZM88 158V157H87ZM91 158V157H90ZM102 158V157H101ZM113 158V157H112ZM111 158V159H112ZM131 158H132V156H131ZM76 159V158H75ZM86 159V158H85ZM98 159H100V158H98ZM115 159V158H114ZM121 159H125L124 157L122 158V156H121ZM128 159V158H127ZM77 160V159H76ZM80 160H81V158H80ZM86 160H89V159H86ZM97 159H95V161H96ZM104 160V159H103ZM110 160V159H109ZM79 161V160H78ZM94 161V160H93ZM93 161H92V159H91V162H92V164H94L93 163ZM94 161V162H95ZM101 161V160H100ZM112 161V160H111ZM128 161H129V159H128ZM132 161V160H131ZM131 161H130V163H131ZM138 161V160H137ZM136 161V162H137ZM175 161V160H174ZM185 161V160H184ZM83 162V161H82ZM85 162V161H84ZM91 162H89L90 164H91ZM120 162V161H119ZM121 162H123V161H121ZM120 162V163H121ZM134 162V161H133ZM186 162V161H185ZM261 162V161H260ZM264 162V161H263ZM35 163V162H34ZM110 163V162H109ZM109 163H105V161H104V164H109ZM114 163V162H113ZM178 163H180L179 161H178ZM184 163V162H183ZM32 164H33V161H32ZM37 164V163H36ZM83 164V163H82ZM81 164V165H82ZM87 164V163H86ZM86 164H84V165H86ZM132 164V163H131ZM131 164H129V167H130V165ZM249 164H251V163H249ZM260 164H262V165H260V166H258L259 168L256 170V168H255V170H250L249 168H247L248 170H245V171H243V172H241V174H240V176H242L243 177V181L241 182V184H244V185H250V184H252V183H262V182H264V163H260ZM39 165V164H38ZM37 165V166H38ZM78 165H80V164H78ZM88 165V164H87ZM101 165V164H100ZM122 164H120V167H122L121 166ZM125 165V164H124ZM135 162H134V164L132 165V168H134L135 167ZM179 166H180V164H178ZM188 165V164H187ZM192 165V164H191ZM33 166H35L34 164H33ZM37 166L35 167V168H37ZM73 166H75V165H73ZM72 166V167H73ZM94 166V165H93ZM98 166V165H97ZM96 166V167H97ZM134 166V167H133ZM249 166H251V165H249ZM248 165H247V167H249ZM86 167V166H85ZM90 167V166H89ZM100 167V166H99ZM111 168L113 167V166H110ZM136 167H137V165H136ZM253 167V166H252ZM256 167V166H255ZM100 168H102V166L100 167ZM124 168V167H123ZM254 168V167H253ZM31 169V168H30ZM71 169V168H70ZM82 169V168H81ZM84 169V168H83ZM128 169H130V168H128ZM135 169V168H134ZM137 169V168H136ZM29 170V169H28ZM72 170V169H71ZM79 170V169H78ZM77 170V171H78ZM94 170V169H93ZM96 170V169H95ZM104 170H105V168H104ZM112 170H114V169H112ZM119 170V169H118ZM33 171V170H32ZM68 171H69V169H68ZM81 171V170H80ZM98 171V170H97ZM106 171V170H105ZM105 171H103L105 174H106V172ZM129 171H131V172H133L132 170H129ZM128 171V172H129ZM135 171H137V170H135ZM134 171V172H135ZM30 172V174H31V171H29ZM66 173H67V171H65ZM100 172V171H99ZM103 172H101V173H103ZM115 172H116V169H115ZM133 172V173H134ZM120 173V172H119ZM136 173V172H135ZM218 172H216V174H217ZM228 173V172H227ZM70 174V173H69ZM121 174V173H120ZM119 174V175H120ZM128 174V173H127ZM130 174L131 173H129L128 174V178H131L130 177ZM51 175H53V174H51ZM68 175V174H67ZM104 175V174H103ZM102 175V176H103ZM107 175V174H106ZM112 175V174H111ZM125 175H126V173H125ZM132 175V174H131ZM134 175V174H133ZM189 175V174H188ZM192 175V174H191ZM227 176V174L225 173L224 174V176ZM230 175V174H229ZM29 176V175H28ZM28 176H26L27 178H28ZM34 176V175H33ZM70 176V175H69ZM117 175H114V177H116ZM136 176V175H135ZM184 176V175H183ZM25 177V178H26ZM53 177H56V175H54ZM62 177H63V175H62ZM64 177H66V175H64ZM63 177V178H64ZM68 177V176H67ZM66 177V178H67ZM105 177V176H104ZM109 177V176H108ZM108 177H106V178H108ZM120 177V176H119ZM124 177H126V180L128 181V179H127V176H124ZM124 177H121V178H124ZM136 177H138V176H136ZM144 177H145V175H144ZM150 177V176H149ZM149 177H147V175H146V179L145 180H147ZM156 176H153V178H155ZM161 177H163V175L161 176ZM160 177V178H161ZM174 177V176H173ZM195 177V176H194ZM24 178V179H25ZM26 178V179H27ZM65 178V179H66ZM69 178V177H68ZM110 178H112V177H110ZM133 179H134V177H132ZM131 178V179H132ZM157 178V177H156ZM164 178V177H163ZM177 178V177H176ZM176 178H173V180H175ZM181 178V177H180ZM187 178V177H186ZM189 178H191V177H189ZM225 178H229V176L228 177H225ZM26 179H25V181L24 182H26ZM65 179H63L64 181H65ZM104 179V178H103ZM139 179H141V176L138 178V180ZM158 179V178H157ZM162 179V178H161ZM198 179V178H197ZM63 180H62V182H63ZM67 180V179H66ZM111 181H112V179H110ZM135 180V179H134ZM137 180V181H138ZM143 179H141V181H142ZM160 180V179H159ZM181 180H182V178H181ZM185 180V179H184ZM186 180H188L189 182H190V180L187 178ZM194 180H195V178H194ZM199 181L198 182H201V183H199L200 184V186H199V190L202 188V190H201V192L203 191V187H201V185H207L210 181L212 182L213 180H208L207 182H206V179H203V183H202V180L201 179H198ZM204 180H205V183H204ZM125 181V180H124ZM144 181V180H143ZM171 181V180H170ZM180 181V180H179ZM183 181V180H182ZM103 182H105L106 183V181H103ZM114 182H116V181H114ZM120 181H118V183H119ZM126 182V181H125ZM129 182V181H128ZM156 182V181H155ZM177 182V181H176ZM192 182H194V181H192ZM195 182H197V180L195 181ZM64 183V182H63ZM103 184V185H107V184ZM130 183V182H129ZM139 183V182H138ZM148 183V182H147ZM151 183V182H150ZM150 183H148V184H150ZM158 183H161V181L159 182L158 181ZM175 183V182H174ZM179 183H181V182H179ZM214 183V184H213ZM213 183H211V185H210V191H211V189H212V191L211 192H213L215 189H218V188H220V185L218 184H215V181L213 182ZM24 184V183H23ZM26 184V183H25ZM45 186V184L42 182L41 183V181H39L38 180V178H37V180L34 178H31V177H29V179H27V184L25 185V187H26V189L24 190V189H22V190H20L21 192H19V191H17V189H16V191L17 192H15V191H11L10 193V199H16V197H18L19 195H21V193H23V192H26V193H28L29 192V194L30 193H32V192H30V191H34L35 190V192H36V190L38 191H40V189H42V187H43V185ZM110 186H111V184L110 183H108ZM122 184V183H121ZM131 184V183H130ZM155 184V183H154ZM184 184H185V182H184ZM189 184V183H188ZM192 184V183H191ZM210 184V183H209ZM102 185V186H103ZM115 188H116V186H117V184L116 183H113L112 184ZM126 185H127V183H126ZM177 185H178V182H177ZM182 185H183V182H182ZM186 185V184H185ZM261 185V184H260ZM24 186V185H23ZM119 186V185H118ZM129 186V185H128ZM156 186V185H155ZM158 186H160V185H158ZM178 186H180V185H178ZM188 186H190V185H188ZM195 186V185H194ZM114 187H112V188H114ZM191 187V186H190ZM192 187H193V185H192ZM201 187V188H200ZM22 188V187H21ZM103 188V187H102ZM111 188V189H112ZM118 188V187H117ZM184 188H187V187H184ZM189 188V187H188ZM104 189V188H103ZM125 189V188H124ZM182 189H183V187H182ZM181 189V191H183ZM190 189V188H189ZM43 190V189H42ZM108 190H110V189H106V191H108ZM121 190V189H120ZM128 190H130V189H128ZM185 190V189H184ZM191 190V189H190ZM189 190V191H190ZM198 189H195V191H197ZM206 190L207 189H205L204 190V192H206ZM209 190V189H208ZM207 190V191H208ZM28 191V192H27ZM38 191V192H39ZM118 191V190H117ZM124 191V190H123ZM122 191V192H123ZM126 191V190H125ZM193 191V190H192ZM195 191H193V192H195ZM119 192V191H118ZM118 192H116V193H118ZM128 192V191H127ZM200 191H198V193H199ZM26 193H24V194H26ZM34 193V192H33ZM119 193H121V192H119ZM197 193V194H198ZM203 193V192H202ZM23 194V195H24ZM205 193H203V194H201V195H204ZM26 195H28V194H26ZM122 195V194H121ZM124 195V194H123ZM116 196V195H115ZM117 196H119V195H117ZM171 196V195H170ZM246 197H244L243 199H244V201L245 200H247L248 199V196L249 195H245ZM22 197V196H21ZM23 197H25V195L23 196ZM22 197V198H23ZM175 196H171V199H173ZM14 199V200H15ZM19 199H21V198H19ZM170 199V200H171ZM16 200H18V198L16 199ZM82 200V199H81ZM79 201V200H78ZM248 201H250V200H248ZM80 202V201H79ZM191 202V201H190ZM250 203H252V202H250ZM174 203L173 202H171L170 203V205H173ZM192 204L193 205H198L199 204V200L197 199V198H195L194 200H193V202H192ZM61 205H63V204H61ZM85 207H86V205L85 204H83ZM82 205V206H83ZM64 206V205H63ZM67 206V205H66ZM89 206V205H88ZM88 206H87V208H88ZM189 206V205H188ZM65 207V206H64ZM76 207V206H75ZM77 207H78V205H77ZM80 207V206H79ZM85 207H83V208H85ZM262 207H264V203L263 204H261V207H258V208H262ZM0 208H1V206H0ZM5 208V207H4ZM55 208H57V207H55ZM175 208V206H169L162 214H158L157 216L156 215H154V217L156 216V220L157 221H160V220H163L166 216H167V214H168V212L170 211V210H172V209H174ZM254 209L252 212H253V216L252 217H249V218H247V223H248V227L247 226H245V227H247L248 229H245V230H249L248 231V233H245V232H247V231H245L244 229H240V227H238L239 229H240V231H241V234L239 233H236V235H232L233 237H234V239H232V240H236V239H238V236H242L243 234H245L243 237H242V240L240 239H238V243H236V244H234V245H232V248H230V246H229V248L231 249V251H229L230 249L229 248H227V249H229L228 250V255L226 254L225 256V260L223 261V262H225V264H264V257H260V256H263L262 254L264 253V232L262 231V225L264 224V209ZM7 207L4 209V212H2L1 213V211L3 210V208H1L0 209V213L1 214H7V213H5V211L7 212L9 209H7ZM53 209V208H52ZM51 209V211H53ZM80 209H82L81 207H80ZM89 210L87 211V210H85V209H83V211L82 212H80L81 213V215L80 216H82L83 218H87L86 216H87V214L90 216H93L92 215V213H95L96 211H97V208H96V206H94V205H91L90 204V208H88ZM203 209H205V207H198L195 211H198L199 213L203 210ZM69 210V209H68ZM78 210V213H77V211H76V214H78L79 215V209H77ZM258 210V211H257ZM55 212H57L56 210H54ZM49 212V213H55V212ZM66 212V211H65ZM71 212V211H70ZM153 213V212H152ZM60 214V213H59ZM61 214H62V212H61ZM140 214V213H139ZM148 214V213H147ZM136 215H138V214H136ZM170 215V214H169ZM4 216V215H3ZM54 216V215H53ZM88 216V217H89ZM152 216V215H151ZM151 216H149V217H151ZM246 216V215H245ZM248 216V215H247ZM2 216H0V218H1ZM94 217V216H93ZM153 217V216H152ZM80 218V217H79ZM116 218V217H115ZM243 218V217H242ZM242 218H239V219H242ZM246 218V217H245ZM137 219V218H136ZM143 219H144V217H143ZM142 219V217H139L138 216V219H137V221H136V223H135V227H136V230H140V229H143L147 224L149 225L148 226V228L149 227H151V226H154V225H157V224H154V222L156 221H154V222H149V220H148V222L149 223H145V221ZM145 219H147L146 217H145ZM1 220V219H0ZM84 220V219H83ZM86 220V219H85ZM87 220H89V218H87ZM91 220V219H90ZM117 220V219H116ZM167 220V219H166ZM242 220H244V219H242ZM81 221V220H80ZM152 221V220H151ZM84 222V221H83ZM86 222H88V221H86ZM113 223L115 222V219H113V221H112ZM112 222L111 223H109L110 225H113L112 224ZM242 222V221H241ZM244 222V221H243ZM169 223V222H168ZM167 223V224H168ZM217 220H215L214 218H212V217H207L205 220H204V222H203V227H208V228H205V229H209V227H212V226H214L215 227V225H217ZM239 223V222H238ZM43 224L44 225H48L49 227H53L54 229L57 227V222L56 221H54V220H44L43 221ZM61 224V223H60ZM98 224H101V223H98ZM59 225V224H58ZM114 225H115V223H114ZM166 225V224H165ZM247 225V224H246ZM60 226H62V224L60 225ZM94 226V225H93ZM239 226V225H238ZM243 226V225H242ZM241 226V227H242ZM90 227V226H89ZM95 227V226H94ZM97 227H98V229H99V226L97 225L96 226V230H95V228H92L93 229V233H94V230H95V232H97ZM102 227H104V225L102 226ZM109 227V226H108ZM244 227V226H243ZM242 227V228H243ZM109 228H111V227H109ZM88 229H90V228H88ZM92 229H90V230H92ZM145 229V228H144ZM236 228H234V230H235ZM238 229V230H239ZM89 230V231H90ZM99 230H101V229H99ZM98 230V231H99ZM183 230V233L182 234H180L179 235V232H181ZM228 230V229H227ZM226 230V231H227ZM237 230V231H238ZM256 231L255 233H252V231ZM261 230V231H260ZM91 232V231H90ZM195 232V227L194 226H192V225H190V223H187L186 225H182V229L180 230V231H178L177 233H174V234H171V235H169L168 237H166L167 239L168 238H172V239H170V240H172V242H171V245L172 246H174L175 247V245H180L181 244V242H184L183 240H186L185 241V244H186V242H188V240L186 239V238H188L189 236H193V233ZM252 234H251V233ZM229 233L231 234V231H229ZM228 233V234H229ZM234 233H235V231H234ZM233 233V234H234ZM141 234V233H140ZM225 235L226 234V236L228 237V234L227 233H225V231H224V233H222V234H219V237L221 238V240L224 242V241H226L225 239L223 240L222 239V237H221V235ZM136 236H138L137 234H136ZM225 236V237H226ZM231 236V235H230ZM232 236L230 237V238H232ZM139 237H140V235H139ZM190 237V239H192ZM224 237V238H225ZM136 238V237H135ZM149 238V237H148ZM150 239V238H149ZM227 239V238H226ZM141 240V239H140ZM140 240H138V239H136V240H132L133 241V244H132V246L134 245L135 247H137V248H139L140 246H141V243L139 242ZM218 240H220V239H218ZM220 240V241H221ZM131 241V240H130ZM153 241L154 242H156V240H154V239H150L149 241H148V245L149 244H152L153 243ZM191 241V240H190ZM213 241L215 242V240L213 239ZM213 241H211V242H213ZM217 241V240H216ZM237 241V240H236ZM235 241V242H236ZM64 242V241H63ZM66 242H69V241H66ZM219 242V241H218ZM227 242V241H226ZM229 242V241H228ZM63 244H65V243H63ZM69 245L71 244V243H68ZM213 244V243H212ZM218 244V243H217ZM219 244L221 245V242H219ZM228 244V243H227ZM232 244V243H231ZM61 245H62V241H61ZM169 245V244H168ZM183 245V244H182ZM182 245H180V246H182ZM209 245V244H208ZM219 245V246H220ZM8 246V245H7ZM64 247L66 246V244L65 245H63ZM207 246V245H206ZM214 246H216L215 244H214ZM219 246H217V247H219ZM70 248H68V250L69 249H71V247L72 246H69ZM131 247V246H130ZM134 247V248H135ZM169 247V246H168ZM177 247H179V246H177ZM250 247V248H249ZM3 248H5L4 247V245H3ZM2 248V249H3ZM7 248H9V247H7ZM11 248V247H10ZM59 248H60V246H59ZM132 248V247H131ZM173 248V247H172ZM204 248V247H203ZM206 248V247H205ZM214 249H216L215 247H213ZM220 248V247H219ZM219 248H218V251H219ZM222 249H220V250H223L222 252H224V248L226 249V247L224 246V248L223 247H221ZM61 249H62V246H61ZM136 249V248H135ZM175 249V248H174ZM208 249V248H207ZM212 249V248H211ZM211 249L208 251V253L206 252V254L208 255L209 253H212V251H211ZM226 249V250H227ZM4 250V249H3ZM137 250H140V249H137ZM147 250V249H146ZM154 250V249H153ZM62 251V250H61ZM70 251V250H69ZM71 251H72V249H71ZM148 251V250H147ZM198 251V250H197ZM200 251V250H199ZM204 251H207V250H204ZM211 251V252H210ZM217 251V252H218ZM1 252V251H0ZM63 252H65V251H63ZM66 252H67V250H66ZM142 252V251H141ZM143 252H144V250H143ZM143 252H142V254H143ZM150 251H148V253H149ZM213 252H215V250L213 251ZM215 253V256H216V254L218 255L219 254V257L218 256H216V257H218V261L220 262V257H224V256H220V255H223V254H221V252L220 253ZM230 252V253H229ZM61 253V252H60ZM59 253V254H60ZM136 253V252H135ZM135 253H134V255H135ZM138 253V252H137ZM200 253H204L203 251L201 252L200 251ZM200 253H194V251H193V253L192 254H199L200 255ZM53 254H55V255H57L56 253H53ZM61 254H65V253H61ZM60 254V256L61 257H63V255H61ZM74 254V253H73ZM141 253H140V255H142ZM192 254L190 255V256H192ZM76 255V253L73 255V256H75ZM78 255H79V253H78ZM137 255H139V254H137ZM136 255V256H137ZM212 255V254H211ZM49 256V255H48ZM51 256H52V254H51ZM194 256V255H193ZM192 256V257H193ZM197 256V255H196ZM202 256V255H201ZM200 256V257H201ZM204 256V255H203ZM202 256V257H203ZM46 257V256H45ZM60 257V258H61ZM214 257V256H213ZM215 257V258H216ZM230 257L231 258H233L232 260L230 259ZM53 258V257H52ZM66 258V257H65ZM199 258V257H198ZM209 258V257H208ZM211 258L212 257H210V261H211ZM222 258H221V260H222ZM46 259H48V257L46 258ZM49 259H51V258H49ZM54 259V258H53ZM61 259H63V258H61ZM67 259V258H66ZM190 259V258H189ZM201 259V258H200ZM203 259V258H202ZM201 259V260H202ZM205 259H207V256H206V258H204V260L203 261H207V260H205ZM197 260V259H196ZM209 260V259H208ZM46 261V263H47V260H45ZM187 261V260H186ZM185 261V262H186ZM191 261V260H190ZM186 262V263H189V264H191V262ZM184 262V263H185ZM196 262H198V261H196ZM201 262V261H200ZM209 262V261H208ZM208 262H207V264H208ZM215 262H216V260H215ZM222 262V261H221ZM205 263V262H204ZM203 263V264H204ZM210 263V262H209ZM213 263H214V261H213ZM218 263V262H217ZM48 264V263H47ZM194 264V263H193ZM200 264V263H199ZM218 264H220V263H218ZM222 264V263H221Z\"/></svg>",
	"mask_w": 264,
	"mask_h": 264
},
{
	"label": "built area",
	"instance_id": "2783aa9c",
	"mask_svg": "<svg viewBox=\"0 0 264 264\" xmlns=\"http://www.w3.org/2000/svg\"><path fill=\"white\" fill-rule=\"evenodd\" d=\"M216 174V171L213 173ZM250 198L251 201L255 204H263L264 203V186L257 191L250 192ZM216 206L212 205L210 207H207L206 209H203L200 213L198 211H192L190 210V207L184 209V213L182 215L175 216L168 224L166 225H154L149 227L146 235L150 239L159 240L168 237L171 234H174L178 232L182 225L184 220L187 218L192 219L195 217L202 216L204 214H208L210 210L215 209Z\"/></svg>",
	"mask_w": 264,
	"mask_h": 264
}]
</instances>
